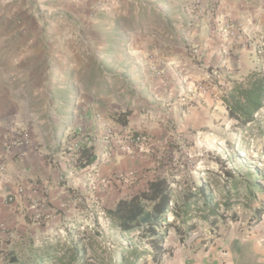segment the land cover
Returning a JSON list of instances; mask_svg holds the SVG:
<instances>
[{
  "label": "rangeland",
  "instance_id": "obj_1",
  "mask_svg": "<svg viewBox=\"0 0 264 264\" xmlns=\"http://www.w3.org/2000/svg\"><path fill=\"white\" fill-rule=\"evenodd\" d=\"M49 2L51 4H44L42 0H31L29 6L24 8V12L17 16L26 20L36 18V22H41L43 29L51 28L47 19L48 8L54 9L55 6L52 1ZM89 2L91 7L81 18L75 20L68 18L63 21L65 24L63 29L69 30L68 36L71 35L70 39L73 41L70 50H75V53L67 54L68 58L72 61L74 58L77 59L76 55L81 54V61L76 65L80 69H74L71 75L72 89H76L78 93L72 109L74 113L77 112L78 120H83L80 112L87 105V100H79L81 90H79L80 86L79 88L76 86L77 82L90 98H94L92 103L96 105L99 103L111 111L112 114H109L108 119L120 124H123L122 120L125 119L128 123L127 116L140 107L144 117L148 118L149 126L156 123L164 126V134L169 145L162 150L163 155L160 156L165 160V168L154 173L153 178H164L169 181L173 191L169 206L173 212L177 211L175 215L171 214L170 210L165 214L166 224H162L165 231V248L172 249L173 246L179 245L180 239L174 228L182 230L186 238V247L190 248L192 253L199 252L203 244L210 247L218 239L234 236L235 233L241 235L245 225L253 223L256 218L255 210L259 206L264 209V111L261 112V117L256 115L258 120L255 125L239 129L235 121L228 117L222 97L228 94L234 80L240 81L244 77L241 73L248 75L247 72L253 70L264 71V53L259 56L255 52L257 45H261L264 50V0H91ZM2 8L0 6V13ZM28 24L35 28L33 26L35 23ZM108 28L113 31L118 30L125 36L145 30H160V34H168L176 44L185 41V47L191 48L190 58L193 62L204 66L207 65L205 59L213 40L209 37L214 35L215 41L221 43L227 39L224 45L230 46L233 59H229L228 67L219 64L215 69L204 67L203 71L194 75H190L187 69L178 67L180 69L171 75L170 81L153 86H138L134 79L122 80L121 77L125 76L123 71L109 68V79L105 80L108 86L105 83L102 85L103 70H95L87 66L91 59L99 55L94 44L91 43L93 38H90L88 31L93 29L108 31ZM28 30L32 32L31 28ZM231 30L239 34L240 38L230 37ZM196 31L201 38L197 45H192L190 40L182 37L186 33L193 34ZM225 32H228L227 37L224 35L227 34ZM45 40V46H51L52 38L48 37ZM126 40V38L121 39L120 44L125 43ZM24 41L22 37L14 41L0 32L1 75L6 76L10 72L19 71L13 65H8V60L19 54L20 47L25 45L31 47ZM93 41L98 39L94 37ZM30 42L31 40H28V43ZM42 44L44 45L43 42ZM7 45H12V48ZM31 48L35 50V47ZM76 48L80 51L77 52ZM124 52L125 50L120 51L116 48V57L117 55L125 57ZM47 55L49 57L51 54L47 53ZM37 58L38 55L34 57L36 60ZM54 58L55 56L50 59V64H44L41 59L22 70L23 76L28 78V86L22 94L38 93L32 97L30 108L35 110L36 114L41 113L39 120L52 121L50 112L57 105L56 100L40 94L47 96L57 85L68 86V75L60 79L58 71L62 69L54 70L51 66ZM22 73L19 72L18 75ZM178 76L180 80L182 77L181 81L177 80ZM90 78L94 80L93 84L89 83ZM12 83L18 85L16 81ZM209 98L220 100L221 103L218 107H215L217 105L215 103L209 108L210 104L205 102ZM176 106L180 108L178 107L174 112L173 108ZM56 109L61 110L63 107ZM118 114L121 116L118 117ZM65 116L66 114L60 117L63 128L69 119ZM184 116L187 118L185 119ZM134 120L133 116L131 122ZM111 129L113 133L109 134L104 142L112 156L105 159L104 163L114 159L118 147L119 151L128 154L135 150L145 152L147 146L152 149L155 144V136L146 129L135 131L133 128H128L129 130L121 132H116L114 127ZM67 132L62 134L63 137L66 136L65 141L56 149L60 154V161L57 160V163L61 162V165L64 162L70 163L73 168V159L78 153L80 140L82 143L87 134L84 131L75 133L73 128L68 129ZM132 135H140L144 139L134 146L130 142ZM113 138L118 139L116 143L112 141ZM88 142L90 143V139ZM100 166L98 164L92 167L87 172L86 178H81L79 171L76 174L74 173L76 171H73L70 176L61 175L62 183H65L66 189L70 190V196L66 198L68 202L64 200L58 203L62 205L60 209L52 207L51 203H46L42 211L45 216L35 222L38 229L29 235L32 236L33 246L41 250L46 247L47 242L58 241L61 244V251H65L71 250V246L76 244L82 246L92 241L95 242L93 250L88 249L84 254L91 258L90 262L93 264H120L122 259L137 264H143L145 260L148 264H160L154 262L152 255L148 254L152 248L139 237L140 231L122 233L112 225L106 213L102 214L107 206H112L116 202L117 197L109 193L116 190L118 184L111 182L107 188H103V181H112L113 176L111 174L102 176ZM226 170H231L234 178L237 179L236 189L234 181L227 179ZM131 171L133 170L118 173L126 176ZM144 173L145 171H141L140 174L136 171V180L127 185L129 187L136 185L144 178ZM201 186L204 188L201 189ZM189 194L193 195L194 202L198 204L195 206V203H191L189 213L186 215L182 207ZM208 195L211 207L201 212L199 208L204 203V196ZM190 224L194 225L192 232L188 230ZM169 225L174 227L171 228ZM78 234H81L85 240L82 245L78 244ZM19 248L17 253L22 264L32 263L29 261L32 254L30 247L26 248L23 243ZM136 250H144L147 253L142 259L135 260L132 254L136 253ZM32 264L70 263L68 261L60 263L56 257L48 255L40 256L39 263L35 261Z\"/></svg>",
  "mask_w": 264,
  "mask_h": 264
},
{
  "label": "crops",
  "instance_id": "obj_2",
  "mask_svg": "<svg viewBox=\"0 0 264 264\" xmlns=\"http://www.w3.org/2000/svg\"><path fill=\"white\" fill-rule=\"evenodd\" d=\"M42 1L44 4H51L49 1H52L53 6H55L54 9H52L53 7L48 8L47 19L51 28L43 29L40 25L41 22H36V18L26 20L17 16V14L24 12V8L29 6L31 0H0V6L3 7L0 13V32L14 41L22 37L25 44L35 47L34 50L31 47H26V45L22 46L19 54L14 55L12 60H8V65H13L16 70H19L17 73L10 72L6 76L0 74V168H3L0 171V264H22L17 251L19 245L23 243L26 248L27 246L30 247L32 254H30L29 261L39 263L40 256L47 254L46 251L43 252V250H46L47 245L58 242H47L46 247L37 250L33 246L32 236L29 235L35 233L38 229L35 222L45 216L42 211H44L46 203H51L52 207L60 209L62 205L58 203L64 200L68 202L66 198L70 196V190L66 189L65 183H62L61 175L70 176L73 171H76L75 174L79 171L81 178H86L87 172L98 164L101 165L100 171L104 177L128 170H133L131 172L134 173L138 171L139 174L141 171H145L144 178L132 187H129L127 183L115 181L118 186L116 190L110 191L109 194L117 198L112 206H107L104 210L107 217V211L115 209L120 200L128 199L135 194L148 190L150 182L159 179L153 178L155 177L153 174L161 171V168H165V160L161 159L160 154L163 155L162 150L169 145L164 134V126L160 123L149 126L148 118L144 117L142 108L138 107L127 116L128 123L126 125L114 122L108 119L111 111H108L106 107L99 103L97 105L92 103L94 98H90L88 93L83 91L81 84L77 82L76 86H80L78 88L81 90L79 100H87V105L80 112L83 120H78L77 112L74 113L72 109L78 93L76 89H72L71 75L74 69L79 68L76 65L81 61V54L76 55L77 59L74 58L72 61L68 58L67 54L75 53V50H70L73 41L70 39L71 35L68 36L69 30L63 29V25H65L63 21L68 18L72 20L81 18L87 9L91 7V2H89L91 0ZM30 22L35 23L33 24L35 28L28 24ZM28 28H31L32 32ZM108 29V31H97L95 29L88 31L90 38L94 39L95 37L98 39L95 42L92 39L91 43L94 44L99 55L97 54L98 57L91 59L87 66L95 70H103L101 73L104 76V79L101 78L102 85L105 83L108 86L105 80L109 79V68H118L123 71L122 73L125 76L121 77L122 80L134 79L138 86H153L154 84H166L172 78L171 75L180 68L187 69L191 73L190 75H194L199 71H203L204 67L215 69L218 64L228 67L230 66L229 59H233L230 46L224 45L227 39L221 43L215 41L214 35L209 37L213 40L209 47L210 52L207 53L205 59L207 65L204 66V64L199 65L193 62L190 58L191 48L185 47V41L176 44L168 34H160V30H145L129 33L125 36L124 33L118 30ZM225 33H227L224 34L227 37L228 32ZM48 37L52 38L51 46H45V39ZM182 37L190 40L192 45L199 44L201 39L197 31L193 34L186 33ZM39 38L42 41L38 40ZM123 38L127 40L125 43L120 44V40ZM28 40H31V42L28 43ZM7 47L12 48V45H7ZM116 48L120 51L125 50V57L119 55L116 57ZM76 50L77 52L80 51L77 48ZM33 52L35 53L33 54ZM47 53L51 55L48 57ZM233 53L235 52L233 51ZM36 54L38 55L37 60L34 59L37 56ZM53 56L55 58L52 59L51 66L54 70L62 69L60 70L62 72L58 71L60 79H64L67 77L65 75H68L69 81L68 86L57 85L53 87L52 92L47 96L40 94L57 102L55 109L53 108L50 112L52 121H44L39 120L41 113L36 114L35 110L30 108L31 101H33L32 97L38 95V93L22 94V91L26 90L28 86V78L23 76L22 70L27 68V65H32L41 59L44 64H50V59ZM19 72L22 74L18 75ZM215 73L213 72V74ZM246 75V73H241V76ZM179 77L177 80L181 81L182 77L181 80ZM14 81L17 82V86L13 85L12 82ZM88 81L93 84L94 80L90 78ZM81 83L83 82L81 81ZM205 102L210 104L209 108L214 106L215 103L217 104L215 107H218V104L221 103L220 100L211 98ZM61 107L63 109H56ZM178 107L180 108V106L173 108L174 112L178 110ZM226 113H228L227 109ZM65 114V117L69 119L63 128L60 117H64ZM119 116L121 114H118ZM133 116L135 120L131 122ZM31 117L33 119H29ZM184 118L187 117L184 116ZM112 127L116 129V132L129 130L128 128H133L135 131L146 129L155 136V144H153L152 149L147 146L145 152L135 150V152L128 154L119 151L118 147L114 159L107 163L100 161V159L98 161V157L103 155V148L107 146L104 142L108 137L107 129ZM71 128L74 129L75 133L84 131L87 134L88 141L90 139V143L86 145L87 147H93L96 155V161L93 165L84 168L79 167L77 165L78 153L74 156L73 168L70 163L64 162L63 165L60 164L61 162L57 163V160L60 161L59 150H56L57 146L65 141L66 136L63 137L62 134ZM17 133L26 135L27 142L19 147L9 149L10 141L19 137ZM71 137L69 136V138ZM117 140V138H113L112 141L116 143ZM138 178H140V175H138ZM19 188L23 189L22 194L18 193ZM9 198L12 200H9ZM259 220V223L250 232L247 230L248 226L245 225L246 227L241 235H236L234 232V236L230 235L228 238L218 239L210 247L203 244L201 250L196 253H192L190 248L186 247V241L184 243L179 241V245L173 246L170 255H166L160 264H264V212L261 213ZM83 242L79 241L78 244L82 245ZM82 246L76 244L75 249H80Z\"/></svg>",
  "mask_w": 264,
  "mask_h": 264
},
{
  "label": "trees",
  "instance_id": "obj_3",
  "mask_svg": "<svg viewBox=\"0 0 264 264\" xmlns=\"http://www.w3.org/2000/svg\"><path fill=\"white\" fill-rule=\"evenodd\" d=\"M225 106L228 111V117L235 121L236 126L239 129H246L247 126L252 127L256 124L258 118L261 117V112L264 111V71L253 70L248 75L244 76L240 81H235L230 91L226 96L222 97ZM122 123L127 124L123 119ZM77 165L79 167L91 166L96 161V155L93 147H87L83 145L78 152ZM225 175L227 179L233 180L235 189L238 187L237 179L234 178V174L231 170H226ZM203 189L204 186H201ZM172 196V189L170 183L165 179H158L150 182L148 190L135 194L128 199L120 200L113 210L107 211V217L112 225L122 233H131L140 231V238L147 242L152 248L149 255L155 262L161 263L166 255H170L171 249L164 247L165 231L162 224H166L165 214L170 210L171 214H176L170 208V197ZM210 196H204V203L199 208L201 212L210 209ZM192 194L186 196V202L184 204V213L187 215L190 210V204L194 202ZM256 218L254 219L255 225L259 223V218L264 209L259 206L255 210ZM216 224V221L213 220ZM171 228L173 225H169ZM193 224L188 225V230L193 231ZM177 232L180 242L184 243L186 240L182 234L180 228H174ZM79 235V241L83 242L81 234ZM95 242H90L82 248L75 249V246H71L70 249L61 251V245L56 243H49L46 247L47 254L43 257L51 255V257H57L58 262L68 261L70 264H93L90 262V257L84 254L86 249L93 250ZM73 248V249H72ZM78 249V250H77ZM69 251V252H68ZM147 252L144 250L138 251L132 254L133 259H142ZM134 260V261H135ZM120 264H137L136 262H129V260L122 259ZM143 264H148L147 260Z\"/></svg>",
  "mask_w": 264,
  "mask_h": 264
},
{
  "label": "built area",
  "instance_id": "obj_4",
  "mask_svg": "<svg viewBox=\"0 0 264 264\" xmlns=\"http://www.w3.org/2000/svg\"><path fill=\"white\" fill-rule=\"evenodd\" d=\"M229 35L230 37H232L233 39L239 37V34H236L235 32H233L232 30L229 31ZM255 52L257 55L261 56L263 53H264V50L262 48L261 45H257L255 47ZM113 133V129L111 128H108L107 129V134H112ZM18 134V138L17 139H14V140H11L9 145H8V148L9 149H12L13 147H19L21 145H23L24 143L27 142V138H26V135H22V134ZM131 144H133L134 146H136L137 144L140 143V141H142L144 138L141 137L140 135H132L131 137ZM88 138H84L83 142L81 143V140H80V145L78 146V152L80 151V149L82 148L83 145H86L88 144ZM134 146H132V148H134ZM103 155L99 156L98 157V161L100 159V161H105V159H109V157L112 156V153L111 152H108V147L105 146L103 148ZM132 152V151H131ZM3 168H0V171H2ZM135 173L134 172H130L129 174H127L126 176L123 175L122 173H115L112 177V181H103V188H107L108 185L111 184V182H115V181H119V182H123V183H132L133 181L136 180L135 178ZM18 193L19 194H22L23 193V189L19 188L18 190ZM9 200H12L11 198H9ZM102 214H104V212H102ZM92 217H94V214H92ZM255 227V224L254 223H250L248 225V232H250L253 228ZM264 243V242H263Z\"/></svg>",
  "mask_w": 264,
  "mask_h": 264
},
{
  "label": "water",
  "instance_id": "obj_5",
  "mask_svg": "<svg viewBox=\"0 0 264 264\" xmlns=\"http://www.w3.org/2000/svg\"><path fill=\"white\" fill-rule=\"evenodd\" d=\"M168 213V212H167Z\"/></svg>",
  "mask_w": 264,
  "mask_h": 264
}]
</instances>
